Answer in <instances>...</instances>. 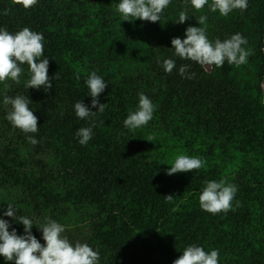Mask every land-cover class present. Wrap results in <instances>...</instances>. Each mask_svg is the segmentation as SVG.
<instances>
[{
    "label": "trees",
    "instance_id": "obj_1",
    "mask_svg": "<svg viewBox=\"0 0 264 264\" xmlns=\"http://www.w3.org/2000/svg\"><path fill=\"white\" fill-rule=\"evenodd\" d=\"M119 2L37 0L25 10L0 0V29L43 34L52 84L27 89V64L19 65V84L0 82V219L25 235L23 224L4 215L13 205L17 218L35 224L31 234L42 246L38 226L54 220L70 244L97 251L98 264H174L189 245L218 250V264H264V0H248L246 10L227 16L210 11L212 0L200 11L190 0H170L157 22L121 21ZM181 11L189 17L177 23ZM189 26L206 28L212 43L239 33L253 54L239 67L225 61L210 70L182 60L171 40L184 39ZM165 59L175 61L171 73ZM181 65L189 66L184 77ZM91 72L106 82L97 97L104 111L81 120L76 102L97 110L85 83ZM140 93L152 101L153 116L130 130L123 122ZM5 96L29 98L37 132L6 119ZM92 124V138L81 145L77 130ZM181 154L204 166L167 175ZM211 180L237 186L226 213L200 207ZM0 264L15 261L0 256Z\"/></svg>",
    "mask_w": 264,
    "mask_h": 264
},
{
    "label": "clouds",
    "instance_id": "obj_2",
    "mask_svg": "<svg viewBox=\"0 0 264 264\" xmlns=\"http://www.w3.org/2000/svg\"><path fill=\"white\" fill-rule=\"evenodd\" d=\"M170 0H120L117 11L121 14V21H132L135 19L157 22L160 14L169 5ZM13 4L22 6L25 10L37 4V0H13ZM191 7L200 11L208 4V0H190ZM210 11L219 12L221 16H227L234 9L246 10L248 0H212ZM5 15L8 10H5ZM189 15L186 11L179 13L177 23H184ZM207 17L201 15L199 25H204ZM44 36L24 27L15 34L9 33L7 29H0V82L6 80L20 83L22 68L19 65L27 64L30 78L27 80L26 88H41L45 91L52 87L48 77V59L44 57ZM247 43L246 38L236 33L229 39L214 43L210 42L206 35V28L189 26L185 31V38H173L171 48L175 55L182 60L194 61L200 65H215L222 67L227 61L237 67L247 63V58L253 53L242 45ZM39 61V62H38ZM176 67L175 61L165 59L163 61L164 71L171 73ZM188 65H181L179 74L184 77L188 71ZM194 73L187 78L194 77ZM79 79V74H77ZM92 97L91 106L96 111H91L81 101L74 105L75 114L81 120L94 116L97 111H104V104L98 103L97 97L104 91L106 82L95 72H91L85 81ZM7 87V85H5ZM4 104L11 105V111L6 119L24 133H35L38 131L37 117L29 108L31 102L28 97L16 96L15 98L5 96ZM154 105L150 98L143 93L139 94L137 110L131 112L124 120V126L130 130L140 128L148 124L152 119ZM82 127L77 130L76 135L80 137L79 143L86 145L92 138V128ZM28 141L36 145L38 141L29 136ZM150 141V140H149ZM204 161L198 157L178 155L171 164L167 175L177 172H192L204 166ZM237 192V186L227 183L225 180L207 181L199 195V204L202 210L217 214L228 212L232 208V201ZM173 196H166L171 200ZM237 206H239L237 204ZM16 208L8 204L5 216L11 217L23 224L25 235L18 236L15 229L8 231L7 221L0 219V256L6 261H15V264H98L99 253L87 244L77 242L75 246L69 243L67 238L62 237L64 227L54 220L47 219L43 225H36L42 231L44 245L31 234L33 225L29 218L15 215ZM218 250L206 252L202 247L196 245L187 246L182 255L174 261V264H218Z\"/></svg>",
    "mask_w": 264,
    "mask_h": 264
},
{
    "label": "rangeland",
    "instance_id": "obj_3",
    "mask_svg": "<svg viewBox=\"0 0 264 264\" xmlns=\"http://www.w3.org/2000/svg\"><path fill=\"white\" fill-rule=\"evenodd\" d=\"M205 69L206 70H210L211 66L210 65H204ZM262 88H263V91H264V78H263V81H262Z\"/></svg>",
    "mask_w": 264,
    "mask_h": 264
}]
</instances>
